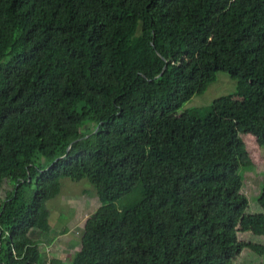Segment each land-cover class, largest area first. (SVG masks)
Returning a JSON list of instances; mask_svg holds the SVG:
<instances>
[{
  "label": "trees",
  "instance_id": "16d2710c",
  "mask_svg": "<svg viewBox=\"0 0 264 264\" xmlns=\"http://www.w3.org/2000/svg\"><path fill=\"white\" fill-rule=\"evenodd\" d=\"M219 75L240 106L184 107ZM247 134L264 137V0H0V264L52 244L63 179L101 203L70 264L262 255L241 236L264 237V215L231 182L251 166Z\"/></svg>",
  "mask_w": 264,
  "mask_h": 264
},
{
  "label": "rangeland",
  "instance_id": "374dc122",
  "mask_svg": "<svg viewBox=\"0 0 264 264\" xmlns=\"http://www.w3.org/2000/svg\"><path fill=\"white\" fill-rule=\"evenodd\" d=\"M241 92V90H240ZM238 87L228 75H219L218 81L209 90L200 96H194L184 107H202L211 104L215 99L229 96L231 103L240 106L243 99L237 96ZM183 111V109L181 110ZM248 144V154L251 160L249 168H243L237 176L232 177L236 191L248 198V214H263L257 202L264 180V137L251 134L244 135ZM12 187L7 183L0 185V206L6 200L7 192ZM101 203L94 188L87 180L73 182L69 179L61 181L60 193L57 197L48 202V234L52 244L47 247L46 241L30 248L26 259L33 264H39V255L42 252L48 254L49 259H60L62 264H70L74 255L81 252V245L86 233L85 226L89 218L100 207ZM41 233L31 230L29 238L37 243ZM244 244H251L255 247L264 248V237L245 234L241 236ZM232 264H264V253L258 255L247 249Z\"/></svg>",
  "mask_w": 264,
  "mask_h": 264
},
{
  "label": "crops",
  "instance_id": "0c3cea01",
  "mask_svg": "<svg viewBox=\"0 0 264 264\" xmlns=\"http://www.w3.org/2000/svg\"><path fill=\"white\" fill-rule=\"evenodd\" d=\"M233 262L231 261H226L225 264H232Z\"/></svg>",
  "mask_w": 264,
  "mask_h": 264
}]
</instances>
